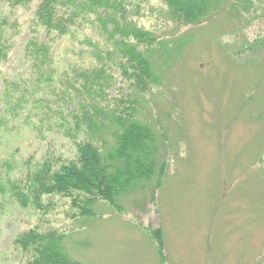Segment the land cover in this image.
I'll list each match as a JSON object with an SVG mask.
<instances>
[{"label":"rangeland","instance_id":"1","mask_svg":"<svg viewBox=\"0 0 264 264\" xmlns=\"http://www.w3.org/2000/svg\"><path fill=\"white\" fill-rule=\"evenodd\" d=\"M101 2L57 36L36 21L39 0H0V183L48 155L56 167L74 158L83 104L123 108L135 86L120 48L133 26L157 40L150 58L159 80L139 96L138 116L162 138L164 174L120 208L96 200L91 215L61 194L36 209L0 192V264H27L30 253L14 240L31 228L64 234V250L81 264H264V0L182 27L160 0Z\"/></svg>","mask_w":264,"mask_h":264},{"label":"trees","instance_id":"2","mask_svg":"<svg viewBox=\"0 0 264 264\" xmlns=\"http://www.w3.org/2000/svg\"><path fill=\"white\" fill-rule=\"evenodd\" d=\"M8 1L11 5H26L32 0ZM160 1L165 5L168 20L176 27L204 22L227 5L238 12L239 2H244L242 7L252 3V0ZM100 6H105L101 0H39L33 15L49 34L62 36L75 30L87 13L95 12ZM126 35L133 41L124 40L120 48L124 64L120 66L133 79V92L120 98L123 108L117 110L90 102L82 105L79 116L75 115L73 120V135L76 137L77 131L84 133L81 139L73 141L74 158L56 167L52 162L55 158L48 155L22 178L0 183V192L21 207L43 209L44 196L61 194L71 197L72 206L80 208L82 214L91 215L96 200L120 208L118 202L123 196L143 189L156 178V182L160 181L166 165L159 157L162 138L138 116L143 106L139 96L159 80L150 58L154 51L150 43L157 40L152 31L137 26L130 27ZM161 47L167 49L163 40L159 42ZM6 55L7 46L0 33V61ZM153 232L155 242L162 246L161 228ZM63 239L62 233L31 228L18 234L14 244L30 253L27 264H81L64 250Z\"/></svg>","mask_w":264,"mask_h":264}]
</instances>
